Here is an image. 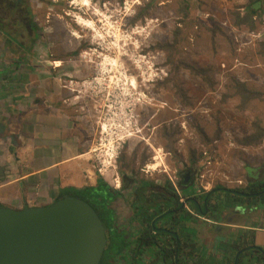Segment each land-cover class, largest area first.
I'll return each mask as SVG.
<instances>
[{"label":"rangeland","instance_id":"obj_1","mask_svg":"<svg viewBox=\"0 0 264 264\" xmlns=\"http://www.w3.org/2000/svg\"><path fill=\"white\" fill-rule=\"evenodd\" d=\"M76 1L28 0L35 31L6 24L19 45L0 33V199L10 182L17 196L28 172H42L30 182L32 204L69 186H94L100 177L119 193L109 207L129 233L138 228L132 191L123 189L131 172L157 183L167 178L174 189L190 183L201 195L245 186V173L264 165V13L250 29L235 22L250 0ZM106 58L118 66L102 71ZM238 84L251 93L245 100ZM245 138L257 143L243 145ZM81 142L82 155L65 160L66 146ZM241 207V214L225 211L221 222L191 224L205 250L216 256L231 219L264 224L263 207Z\"/></svg>","mask_w":264,"mask_h":264},{"label":"trees","instance_id":"obj_2","mask_svg":"<svg viewBox=\"0 0 264 264\" xmlns=\"http://www.w3.org/2000/svg\"><path fill=\"white\" fill-rule=\"evenodd\" d=\"M151 2L139 11V15L147 12ZM261 6L262 0H250L245 8L246 16L235 14L237 25L246 23L250 29L254 28L252 18L264 13ZM6 24H21L23 29L35 31L28 0H0V33L6 43L15 42L19 45L8 32ZM260 46L264 53V43ZM83 47L82 44L80 48ZM169 48L171 46L166 44L165 49ZM194 71L200 76L205 74L203 70ZM236 89L243 100L251 94L244 85L238 84ZM260 133L263 134L264 130ZM254 137L259 139L262 135L258 133ZM253 143L257 142L252 138H245L243 145ZM194 159L195 153L191 152L190 161L193 162ZM261 167H252L243 187L228 189L217 186L202 195L190 183L174 189L167 178L162 183H157L154 180H144L131 172L130 181L124 182L123 189L132 191V221L138 223V228L129 233L117 227L116 217L109 207L119 193L111 190L100 177L94 186L61 189L57 199L63 195L77 197L91 205L98 214L107 229V246L99 264H264V249L255 245L251 230L227 234L215 246L218 251L215 256L201 246L197 240L198 231L191 225L207 223L209 220L221 222L225 211L231 207L238 209L244 202L256 207L255 209L264 208V165ZM213 198L214 203L211 202Z\"/></svg>","mask_w":264,"mask_h":264},{"label":"water","instance_id":"obj_3","mask_svg":"<svg viewBox=\"0 0 264 264\" xmlns=\"http://www.w3.org/2000/svg\"><path fill=\"white\" fill-rule=\"evenodd\" d=\"M106 233L91 205L77 197L63 195L45 206H0V264H99Z\"/></svg>","mask_w":264,"mask_h":264},{"label":"crops","instance_id":"obj_4","mask_svg":"<svg viewBox=\"0 0 264 264\" xmlns=\"http://www.w3.org/2000/svg\"><path fill=\"white\" fill-rule=\"evenodd\" d=\"M56 66H59V65H56ZM46 118L48 120H51L52 121V119L50 117H46ZM61 118H62V116H61ZM63 121H64V119H63ZM63 121L61 119V122H63ZM43 123H47V122H42V121L40 122L39 121V123H37V124L42 125ZM52 134H54V133H52ZM42 136H43V138H46V140H47V137L48 136H45L44 134ZM46 140L44 141L42 139L40 141L41 142L44 141L45 144L46 143L48 144V140L47 141ZM50 142H51V139H50ZM81 144H82V142L79 144V147L76 146V148H72V149H71V145L68 144L69 146L67 145L66 147H69V148H68V150H66L65 160L71 161V160H75L76 158L80 157L82 155L81 146H83ZM59 145L60 144H58L57 147H59ZM56 156H55V158L53 160L56 159ZM57 158H58L56 160L57 161V164H56V162H54L55 164L53 163V167H55V168H57L58 166H60L61 165L60 162H62V160L60 161V159H61L60 157H57ZM36 172L37 171H35V172H28L27 175L23 176L19 180L18 185H17L18 186V189H19V194H17V196H16L15 189H14V186L15 185H13L14 182L8 183L9 185H7V187H6L7 190H8L6 192L8 196H5L4 195V197L2 199H0V206L11 207L13 209H19V208L23 207L24 204H27L29 206H45V205L51 204L52 202H54L55 200H57L58 197L56 199L52 200V201H49V202H44V203L42 202L41 204H32L31 203V202H34L35 198H37V197L33 196V194L35 192V189H33V182H32V184L30 182H31V180H33V181L36 182L37 179H39V178L42 179V177L40 175L42 172L41 173L40 172H37L36 173ZM246 177H247V172L245 173V178ZM84 179L85 178L82 179V178L74 177V180L75 181H78L79 180L80 183ZM87 179H89V178H87ZM72 182H74V181L72 180ZM69 187H73V186H69ZM36 193L38 194V190H36ZM58 194H59V192H58ZM12 197H15L14 200L10 199ZM241 208L242 207H240V209H239V214H241ZM230 209L231 210H234L235 208L234 207H231ZM230 209H228V210H230ZM248 225L249 226H245V225L242 224V222H239L236 219H231V221H229L228 222V225H227L229 227V229H227V230H229L230 232H228L227 234L231 233V231L232 232H237V231H241V230H251L252 233H253L255 245H257V246L261 247L262 249H264V224L263 225H255V223H251V224H248ZM197 240H198V236H197ZM201 246H204V245L201 244ZM215 246H217V244ZM205 249H206V247H205Z\"/></svg>","mask_w":264,"mask_h":264},{"label":"bare ground","instance_id":"obj_5","mask_svg":"<svg viewBox=\"0 0 264 264\" xmlns=\"http://www.w3.org/2000/svg\"><path fill=\"white\" fill-rule=\"evenodd\" d=\"M78 1V0H77ZM76 1V2H77ZM80 2V5L81 6H86V5H88L89 4V1L88 0H80L79 1ZM72 4V3H71ZM77 5V4H76ZM80 25H83V26H85V27H87V28H90L91 29V27L93 26V23L92 22H90V21H87V20H84V19H81L80 17L78 18V21H77ZM110 23V22H109ZM93 31V30H92ZM96 34V33H95ZM96 38V37H95ZM113 45V44H112ZM106 60V64H107V66H106V64H105V68H104V66H103V68L101 69L102 71H107L110 67H117L118 65H117V63H116V61L115 62H113L112 60H110V59H108V58H106L105 59ZM56 65H60V63L59 62H56ZM102 65V64H101ZM114 70H117V71H119L117 68H114ZM103 76V75H102ZM114 76V75H113ZM122 78V77H121ZM99 79V78H98ZM102 80V79H101ZM100 80V81H101ZM119 81H121L120 79H117V80H114L113 81V83L116 85ZM129 82V81H128ZM128 82H127V84H128ZM132 84H134V80L133 79H131V81H130ZM120 83V82H119ZM125 86V85H124ZM110 122L111 123H109V124H112V122H114V120H110ZM108 123L106 124H104L102 127H103V132H108V127L110 126ZM124 125V124H123ZM138 131V130H137ZM124 134V133H123ZM122 134V136H124ZM110 146L112 145V143L110 142V144H109ZM108 152H105V154H104V156H105V162H104V165L105 166H108L109 165V163H108V161H109V157H110V154H109V149L107 150ZM155 162H156V160H155ZM156 167H158V163L156 162V163H152V164H150V169H154V168H156Z\"/></svg>","mask_w":264,"mask_h":264},{"label":"flooded vegetation","instance_id":"obj_6","mask_svg":"<svg viewBox=\"0 0 264 264\" xmlns=\"http://www.w3.org/2000/svg\"><path fill=\"white\" fill-rule=\"evenodd\" d=\"M188 175V174H187Z\"/></svg>","mask_w":264,"mask_h":264}]
</instances>
